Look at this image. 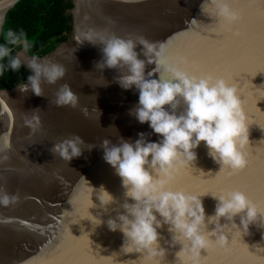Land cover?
Returning a JSON list of instances; mask_svg holds the SVG:
<instances>
[{
  "label": "water",
  "instance_id": "water-1",
  "mask_svg": "<svg viewBox=\"0 0 264 264\" xmlns=\"http://www.w3.org/2000/svg\"><path fill=\"white\" fill-rule=\"evenodd\" d=\"M20 1L0 0V39L9 11ZM229 3L239 16L233 28L238 36L221 30L211 0H73L70 38L38 58L51 61L63 45H68L57 60L65 68L64 77L55 84L42 80L41 96L31 91L21 94L16 87L0 91V96L20 98L16 106L0 104V189L18 197L15 203L0 205V221H6L0 222V264H180L177 253L183 241L178 236L173 239L171 226L155 210L153 214L161 221L157 251L162 249L163 256L150 258L146 250L137 251L119 229L108 227V220L119 223V215L127 214L125 203L135 201L125 195L121 178L104 161L101 141L116 143L119 137L134 141L140 132L149 134L146 138L151 141L159 137L152 134L147 123L140 124L129 114L138 102V91L124 90L117 83L119 72L125 70L96 69L102 45L87 41L80 44L77 37L83 40L88 33L115 34L125 39L142 36L157 49L163 46L169 63L176 62L178 54L188 56L199 66L200 75L213 73L226 78L230 71L247 63L256 68L264 60V0ZM141 49L140 45L135 49L138 58L146 60ZM17 57L32 74L26 67L32 58L27 49L22 47ZM155 67L154 62L146 63L145 73ZM159 71L166 75L162 68ZM186 71L192 72L190 65ZM242 75L250 80L241 83L236 77L234 85L249 125L247 167L228 177L208 155L202 141L193 150L195 160L186 163L169 185L170 190L197 197L205 213V231L224 233L228 244L225 248L210 247L209 254L202 248L199 257L181 253L184 260L191 257L200 264H264V220L258 215L245 231L240 225L244 213H240L232 221L221 217L218 223L225 226L216 227L208 217L215 214L219 200L210 194L200 196L199 191L202 185L216 190L215 196L225 192L219 186L239 190L264 210V73L254 72L250 78ZM158 77L154 73L152 78ZM65 84L77 96L74 108L54 103L56 92ZM17 108L24 109L25 114L20 116ZM181 110L182 105L177 114ZM24 123L29 126L28 140L23 146L13 147ZM73 135L84 141L80 157L68 163L49 151L53 144ZM90 146L96 147L88 150ZM10 152H15V158L3 170L1 164ZM145 167L154 179L159 178ZM103 190L112 197L106 205L100 201L101 197L107 199Z\"/></svg>",
  "mask_w": 264,
  "mask_h": 264
},
{
  "label": "clouds",
  "instance_id": "clouds-1",
  "mask_svg": "<svg viewBox=\"0 0 264 264\" xmlns=\"http://www.w3.org/2000/svg\"><path fill=\"white\" fill-rule=\"evenodd\" d=\"M211 3L215 7L221 30L238 36L239 33L234 32L233 28L238 23L239 16L231 8L229 0H211ZM4 41L0 44V61L6 59L7 62L0 64V72L9 69L16 72L22 66L21 60L11 55L9 46L21 44L26 50L30 44L22 31L17 34L11 29L4 34ZM77 41L80 44L87 41L93 45H102V58L95 64L96 69L125 70L119 72L117 83L124 90L135 88L138 91V102L129 110V114L138 123H147L152 134L159 137L158 141H151L146 138L149 134L140 132L134 141L122 137L116 143L109 139L101 141L99 147L103 149L104 161L121 178L122 187L126 189L125 195L135 201L134 204L123 205L127 214L119 215V223L108 220L109 229H119L137 251L146 250L150 258L163 256L162 249L157 251V229L161 226V221L153 214L155 210L163 218V222L171 226L170 231L175 234L173 239L178 236L183 241V248L177 253L180 264H200L198 259L191 257L188 260L181 259L180 254L192 253L199 257L200 249L212 246L225 248L228 239L224 233L205 231V213L197 197L170 190L169 185L186 163L195 160L193 150L202 141L208 149V155L228 177L247 167L245 148L249 144V125L238 88L222 77L211 74L197 76L183 70L180 64L184 61L169 63L165 59L163 46L157 49L142 36L125 39L115 34L88 33L83 40L77 37ZM137 45L142 46L141 53L146 60L138 58L139 54L135 51ZM153 62L156 67L145 73L146 63ZM26 67L32 72L27 76V83L20 82L15 86L21 94L31 91L32 94L41 96L42 80L55 84L65 75L62 65L40 60L35 56L27 61ZM161 68L166 75L160 73ZM154 73L159 74L158 79L152 78ZM54 103L58 107L74 108L77 96L65 84L56 92ZM181 105L182 110L177 114ZM82 144V138L73 135L53 144L49 151L70 163L73 158L81 156ZM93 147L96 146H90L88 150ZM145 166L154 170L159 178L154 179ZM104 193L107 194V199L100 198L102 205L112 201V197L107 192ZM213 197H217L219 203L215 214L208 217V222L215 223L216 227L225 226L218 223L221 217L232 221L240 213H244L240 225L245 231L250 223L256 221L258 215L264 220V210L258 209L239 190ZM17 199L16 195H9L0 189V205L7 206ZM231 225L237 228L235 223ZM210 236L215 239H210ZM153 264L158 262L154 261Z\"/></svg>",
  "mask_w": 264,
  "mask_h": 264
},
{
  "label": "trees",
  "instance_id": "trees-1",
  "mask_svg": "<svg viewBox=\"0 0 264 264\" xmlns=\"http://www.w3.org/2000/svg\"><path fill=\"white\" fill-rule=\"evenodd\" d=\"M74 7L73 0H21L8 13L2 29L0 44L4 34L11 29L17 34L23 32L30 47L28 54L44 57L52 53L60 43L67 41L72 33V18L66 14ZM11 47V55L16 56L22 45ZM6 59L0 64H6ZM22 65V64H21ZM31 73L24 67L13 72L10 69L0 72V91L11 90L20 82H26Z\"/></svg>",
  "mask_w": 264,
  "mask_h": 264
},
{
  "label": "snow or ice",
  "instance_id": "snow-or-ice-1",
  "mask_svg": "<svg viewBox=\"0 0 264 264\" xmlns=\"http://www.w3.org/2000/svg\"><path fill=\"white\" fill-rule=\"evenodd\" d=\"M176 62L179 63L180 61H184V63L180 64V67L183 70H186V66H191V70H192V74L199 76L200 75V69L199 66L197 64H195V62L193 60H191L188 56H184V55H177V57L175 58ZM264 73V60H262V63L259 67L256 68H250L248 66V63L245 64L243 67L239 68L238 70H234V71H230L227 75L226 78H224L225 80H227L230 84H233L237 81L235 78L239 77V81L241 83H243L244 80H250L245 78V75L242 74H246L247 77H252L253 73ZM211 74L213 76H216L213 73H208ZM214 178L212 179H208V181H213ZM219 190L220 191H229L226 187L223 186H219ZM200 191V196L206 195V194H210L212 196H215V192L216 190H214L211 187H208L207 185H202L199 189ZM207 253L209 254L210 248L206 249ZM86 251V250H85Z\"/></svg>",
  "mask_w": 264,
  "mask_h": 264
},
{
  "label": "bare ground",
  "instance_id": "bare-ground-1",
  "mask_svg": "<svg viewBox=\"0 0 264 264\" xmlns=\"http://www.w3.org/2000/svg\"><path fill=\"white\" fill-rule=\"evenodd\" d=\"M68 49V45H63L62 48L59 49L58 53L56 54V56L53 58V60H48L52 63H58L57 60L61 59L62 58V54L67 51ZM61 57V58H60ZM60 64V63H59ZM20 98L19 96H16V95H9V94H6V95H1L0 96V104H3V103H8V104H13L14 106H16V104H18ZM17 111H18V114L21 116L23 114H25V110L23 109L22 111H19V109L17 108ZM27 123H24V124H21L20 127H22L21 131H20V134H19V137L16 139L15 141V144L13 147H20V146H23L25 142L23 141H27L28 138L26 137L28 135V132H29V129L28 127L29 126H26ZM9 128V124L7 123L6 124V131L7 129ZM8 135L9 134V131H8ZM12 137H14L13 135H10ZM6 160L4 162H2L1 164V168L4 170L5 168L9 167L11 162L14 160L15 158V152H10V153H7L6 154ZM17 157V156H16Z\"/></svg>",
  "mask_w": 264,
  "mask_h": 264
},
{
  "label": "rangeland",
  "instance_id": "rangeland-1",
  "mask_svg": "<svg viewBox=\"0 0 264 264\" xmlns=\"http://www.w3.org/2000/svg\"><path fill=\"white\" fill-rule=\"evenodd\" d=\"M66 14L70 16V15H71L70 10H68V11L66 12ZM70 17H71V16H70ZM20 55H21V54H20ZM20 58H21V56H20ZM21 59H23V58H21Z\"/></svg>",
  "mask_w": 264,
  "mask_h": 264
}]
</instances>
